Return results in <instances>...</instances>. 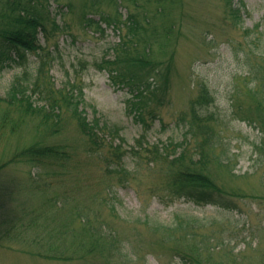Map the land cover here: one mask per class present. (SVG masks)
I'll list each match as a JSON object with an SVG mask.
<instances>
[{"label": "rangeland", "instance_id": "374dc122", "mask_svg": "<svg viewBox=\"0 0 264 264\" xmlns=\"http://www.w3.org/2000/svg\"><path fill=\"white\" fill-rule=\"evenodd\" d=\"M232 3L240 9L238 19L227 0H180L178 7L168 8L176 21L175 40L167 46L157 36L151 40L154 58L160 63L155 70L161 79L165 72L163 61L172 60L168 62L171 70L167 96L153 110L156 118L148 114L149 105L144 115L149 127L146 133L149 144L178 142L185 131L177 124L179 116L188 111L200 84L208 87L213 98L209 113L216 118L217 130L224 139L223 148L229 150L226 168L211 164L210 177L222 188L228 207L181 198L168 183L167 163H149L144 151H139L133 161L127 159L126 179L107 176L103 162L87 153L74 124H68L61 135H49L43 140L29 125L11 140L10 146L3 145L0 159H7L16 146L21 148L36 140L65 144L71 148L72 157L65 170L55 172L48 180L47 200L25 187L12 200L0 197V207H5L9 214L14 209L39 213L31 223L36 236L34 242L23 244L0 239V264H104L101 250L85 254L76 248L80 240H89L87 230L77 229L72 240L70 237L57 240L54 235L58 230L80 226L81 221L73 214L77 208L88 212L90 220L101 224L103 231L110 230L117 235L129 250L128 264H183L176 253L192 255L185 244L206 235L210 237L207 253L212 264H264V107L258 106L261 96L251 94L258 91L262 77L255 69H264V0H232ZM43 4L44 12L53 13L56 20L68 26V33H59L47 43L51 46L58 42L60 46L62 64L56 62L51 67L49 74L53 81L61 86L74 78L72 60L76 64L87 62L78 71L85 100L96 107L99 116L124 127V137L128 140L125 148H130L134 138L144 130L133 114L126 111L125 101L131 97L126 89L113 88L107 74L91 66L93 61L112 56L107 48L110 42H117L118 36L103 23H99L105 29L101 34L98 24L87 27L82 22L83 14H90L99 22L101 14L116 16L113 1L43 0ZM123 4L138 11L140 16L143 11L154 14L159 9L158 5L144 0H123ZM137 4L141 8H135ZM57 5L58 10H54ZM118 11L125 13L122 7ZM58 12H64L62 18ZM161 23L162 20L156 21L157 25ZM17 72H0L1 94ZM85 110L90 120L92 109L87 106ZM167 151L171 152V148ZM28 172L29 167L24 165H13L7 170L10 178H24ZM58 196L67 197L69 202L60 210L51 204ZM41 213L46 218L44 222ZM176 216L199 222L197 228L187 229L192 236L186 243L179 241L182 234L179 230L174 232L173 239H169L167 229L164 233L152 230L155 225L171 226ZM52 236L64 254L62 259L41 257L44 246L43 255L52 257ZM109 264L122 263L112 258Z\"/></svg>", "mask_w": 264, "mask_h": 264}, {"label": "trees", "instance_id": "16d2710c", "mask_svg": "<svg viewBox=\"0 0 264 264\" xmlns=\"http://www.w3.org/2000/svg\"><path fill=\"white\" fill-rule=\"evenodd\" d=\"M53 1L57 3L58 0ZM112 1L116 6V16L101 14L100 22L93 20L90 14L82 16V22L87 27L95 24L100 27L99 23H103L112 28L118 36L117 42H110L107 48L112 56L93 61L91 66L99 72H105L109 84L117 91L126 89V94L131 97L125 101L126 111L133 114L141 129L144 128L143 132L134 138L133 146L125 148L128 140L124 137V127L99 116L96 107L86 102L83 86L78 81V71L84 69L85 65H88L87 62L78 61L76 64V61L72 60L70 67L75 74L74 78L61 86L53 81L49 73L54 63L62 64L60 46L58 42L52 43L51 46L47 43L59 33H68V26L56 20L53 13L43 11V0L41 12L38 9L39 0H0V72L18 71L11 78L4 93H0V158L3 155V145L10 146L11 140L29 125L43 140L49 135H61L66 126L72 123L76 126L87 153L103 162L107 176L126 179L129 175L127 159L133 161L138 157L139 151H144L149 163H167L168 183L181 198L190 202L226 207L228 198L222 194V188L217 187L211 179L209 166L217 164L226 168L229 150L223 148L224 139L217 130L214 120L216 118L209 113L213 98L205 84H200L198 95L189 102L188 111L178 118L177 124L185 130L180 141L171 140L162 144H149L146 141L149 127L144 118L145 110L149 105L148 114L156 118L153 110L162 105L167 96L168 73L171 70L168 62H172L170 59L163 61L165 72L161 79L159 72L155 70L160 63L154 58L151 40L155 36L162 38L165 46L175 40L176 21L170 16L168 8L178 7L180 0H144L147 4L158 5L159 9L154 14L143 11L141 16L138 11L134 12L124 5L123 0ZM227 2L233 16L238 19L239 7L234 6L232 0ZM121 7L125 9L124 14L118 11ZM58 8L57 5L54 10ZM135 8L141 6L137 4ZM63 13L58 12L57 15L62 18ZM158 20H162L161 25L156 24ZM104 31L105 29L100 27V33L103 34ZM255 73L262 74L261 83L258 91L251 94L257 98L261 96L260 105H257L263 108L261 105H264V69L256 68ZM87 106L93 112L90 120L85 110ZM150 108L152 110H149ZM219 147L220 150L217 151ZM170 148L171 152H168ZM70 149L62 143L48 144L40 140L21 148L16 146L7 159H0L1 199L12 200L20 188L25 187L30 193L47 200L50 194L48 180L56 174L55 172L67 168L72 157ZM13 165L28 166L27 177L10 178L7 170ZM3 193L13 197H5ZM67 199L58 196L51 204L60 210L69 204ZM75 208L76 206L73 210ZM73 214L81 221L80 226L56 231L54 235L57 240H65L68 237L72 240L77 234V229L87 230L89 240H80L76 248L85 254L101 250L100 256L104 258V264H109L112 258L122 264L130 262L129 250L114 232L103 231L101 224L93 223L84 209L77 208ZM38 216L39 213L25 209L19 212L14 209L9 214L5 207H0V239L31 244L36 237L33 235L35 230L31 223ZM41 217L44 222L46 218L42 213ZM198 223L197 220L176 216L171 226L155 225L152 230L157 233L169 230V239H173L174 232L179 230L182 232L179 241L186 243L192 236L187 229L197 228ZM45 227L43 225V229ZM185 245L189 246L192 255L176 253L183 264H212L211 256L207 253L209 236ZM43 248L41 257L63 258L64 254L58 244L53 242V236L50 243L52 257L44 256ZM73 253H76V249Z\"/></svg>", "mask_w": 264, "mask_h": 264}]
</instances>
